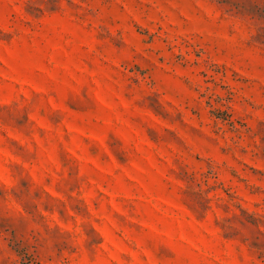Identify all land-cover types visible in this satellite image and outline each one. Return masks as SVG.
<instances>
[{
    "label": "rangeland",
    "instance_id": "obj_1",
    "mask_svg": "<svg viewBox=\"0 0 264 264\" xmlns=\"http://www.w3.org/2000/svg\"><path fill=\"white\" fill-rule=\"evenodd\" d=\"M0 264H264V0H0Z\"/></svg>",
    "mask_w": 264,
    "mask_h": 264
}]
</instances>
